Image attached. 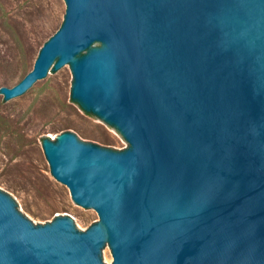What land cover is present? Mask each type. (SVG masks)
Returning <instances> with one entry per match:
<instances>
[{
	"label": "water",
	"instance_id": "1",
	"mask_svg": "<svg viewBox=\"0 0 264 264\" xmlns=\"http://www.w3.org/2000/svg\"><path fill=\"white\" fill-rule=\"evenodd\" d=\"M1 101L61 65L68 99L123 146L41 133L51 175L97 218L29 216L0 187V264H264V0H63Z\"/></svg>",
	"mask_w": 264,
	"mask_h": 264
},
{
	"label": "rangeland",
	"instance_id": "2",
	"mask_svg": "<svg viewBox=\"0 0 264 264\" xmlns=\"http://www.w3.org/2000/svg\"><path fill=\"white\" fill-rule=\"evenodd\" d=\"M63 11V0H0V86L15 85L31 69L39 45L58 27ZM69 79L68 66L61 65L18 96L1 101L0 93V187L33 219L66 212L86 226L97 218L96 212L74 204L67 186L51 175L38 135L69 128L104 145L119 148L124 141L69 101ZM99 255L111 264L108 241Z\"/></svg>",
	"mask_w": 264,
	"mask_h": 264
}]
</instances>
